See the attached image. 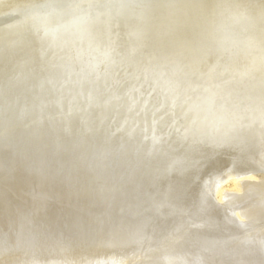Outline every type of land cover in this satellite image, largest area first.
Listing matches in <instances>:
<instances>
[{
  "label": "rangeland",
  "instance_id": "1",
  "mask_svg": "<svg viewBox=\"0 0 264 264\" xmlns=\"http://www.w3.org/2000/svg\"><path fill=\"white\" fill-rule=\"evenodd\" d=\"M197 1L39 0L0 14L1 241L264 264V9L230 8L233 27L210 50L236 47L235 62L165 24L170 8ZM45 46L52 77L16 70L26 59L38 67ZM83 56L97 66L74 68ZM229 167L255 175L225 182L219 198L209 184Z\"/></svg>",
  "mask_w": 264,
  "mask_h": 264
},
{
  "label": "bare ground",
  "instance_id": "2",
  "mask_svg": "<svg viewBox=\"0 0 264 264\" xmlns=\"http://www.w3.org/2000/svg\"><path fill=\"white\" fill-rule=\"evenodd\" d=\"M106 1V0H104ZM164 1V0H163ZM174 1V0H172ZM178 1V0H177ZM182 2H185V3H192V2H195L197 0H181ZM242 1V0H241ZM239 0H199L197 1V4H187L183 7H180L178 6L177 8H170L172 9V12L171 13H167L164 15V22L166 25L168 26H171V25H174V27H179L182 29V32L183 34H187V36L190 37V40H192V38L195 39V43L194 46L195 47H198V45H201V44H198V43H202V42H207L209 44H207L209 46V51H210V57H218L219 55H221L222 53L223 54H227V57L228 55L233 57L232 61H235L236 58H239V54H241V52L239 54H237L236 52V47L235 49H233L234 47L232 48H227L226 51H225V48L224 50H219L223 47H226V46H223V47H220L219 49H217L218 51H216L215 53H212V51L210 50V46L211 44L214 46L213 42L215 41L217 43V41L219 42V38L220 37H223L225 38L226 34L228 33L227 31V24L228 22L230 23V25L228 26H232L231 24H233V21L234 18L232 17L234 15L233 11L230 10V8H248L249 6L252 7V8H263L264 9V0H244V1H247V4L245 2H241ZM35 2H39V0H0V14L2 13H9L11 12L12 10L15 11V10H18L20 8H26L27 6H29L30 4H34ZM46 2V1H45ZM162 2V1H161ZM169 2V0H168ZM171 2V1H170ZM147 3V2H146ZM145 3V4H146ZM156 3V2H155ZM167 3V2H166ZM121 4V3H120ZM144 4V5H145ZM159 4V2H158ZM164 4V2H163ZM170 4V3H169ZM246 4V5H245ZM39 5V4H38ZM119 5V4H118ZM147 5V4H146ZM165 5V4H164ZM83 6V5H82ZM149 6V5H147ZM161 6V5H160ZM167 6V5H165ZM34 8V7H33ZM209 8H214V10H210V13L208 15V10ZM26 10V9H25ZM24 10V12H25ZM37 10V9H36ZM156 10H159L158 7ZM241 10V9H240ZM244 10V9H243ZM257 10V9H256ZM260 10V9H259ZM28 11V9L26 10V12ZM161 11V10H160ZM261 11V10H260ZM157 12V11H156ZM170 12V11H169ZM216 12V13H215ZM262 12V11H261ZM155 13V10L154 12ZM161 13V12H160ZM164 13V11H163ZM249 13V12H247ZM253 13V12H252ZM146 14H149V13H146ZM152 14V13H151ZM157 14V13H156ZM65 16V15H64ZM158 16V15H156ZM244 16V14H243ZM247 16V15H246ZM55 17V16H54ZM256 17V16H255ZM153 18V17H152ZM161 18V16H160ZM241 18V17H240ZM247 18V17H246ZM258 18H259V15H258ZM264 18V17H263ZM143 19H147L145 21L146 23V26L148 29H150L152 27V24H153V20L148 16V17H145L142 18ZM154 19V18H153ZM250 19V17H249ZM248 19V20H249ZM158 20V19H157ZM242 20V19H241ZM244 20V19H243ZM253 20V18H252ZM258 20V19H257ZM161 21V20H160ZM163 21V20H162ZM242 22V21H241ZM250 22V21H249ZM255 21H253L254 23ZM260 22V21H259ZM262 23H264V21H261ZM260 22V23H261ZM35 23V22H34ZM239 23V22H238ZM248 23V22H247ZM252 23V24H253ZM258 23V21L256 22ZM240 24V23H239ZM250 24V23H249ZM247 24V25H249ZM251 24V25H252ZM259 24V23H258ZM159 25V24H158ZM237 27H238V24H236ZM37 26V25H36ZM257 26V25H256ZM263 26V25H262ZM42 27V26H41ZM173 27V26H172ZM233 27V26H232ZM240 27V26H239ZM258 27V26H257ZM21 28V27H20ZM252 28V27H251ZM260 28V27H259ZM26 29V28H25ZM39 29V27H38ZM76 29V28H75ZM81 29V28H80ZM242 29V28H240ZM165 30V29H164ZM173 30V29H172ZM230 30V29H229ZM232 30V29H231ZM250 33L251 31H249L250 29H246V32ZM233 31V30H232ZM239 31V30H238ZM259 32V30H257ZM39 32V31H38ZM50 32V31H49ZM64 32V31H63ZM181 32V33H182ZM237 32V31H236ZM245 32V33H246ZM264 32V31H263ZM54 33V32H53ZM52 33V35H53ZM40 34V33H39ZM179 34V33H178ZM242 34V33H241ZM240 34V35H241ZM248 34V33H247ZM254 33H252L253 35ZM264 34V33H263ZM62 35V34H61ZM231 35V34H230ZM236 35H239V34H236ZM246 35V34H245ZM252 35H250L252 37ZM255 35V34H254ZM8 36V35H7ZM60 36V35H59ZM84 36V35H83ZM220 36V37H218ZM234 36V33L233 35ZM230 36V38L232 37ZM244 36V35H242ZM257 35H255L256 37ZM21 37V35H20ZM19 37V38H20ZM52 37V36H51ZM55 37H56V34H55ZM184 37V36H183ZM236 36H234L235 38ZM250 37V38H251ZM254 37V36H253ZM258 37H264V36H257ZM30 38V37H29ZM44 38V37H43ZM71 38V37H70ZM228 38V39H230ZM246 39L248 37H245ZM249 38V39H250ZM22 39H23V36H22ZM221 39V38H220ZM226 39V38H225ZM233 39V38H231ZM236 39V38H235ZM241 39V38H240ZM264 39V38H263ZM2 40V39H1ZM63 40V38H62ZM189 40V39H188ZM253 40V39H252ZM255 40V39H254ZM258 40V39H257ZM17 41V39H16ZM32 41V40H31ZM66 41V40H65ZM68 41V40H67ZM185 41V39L183 40ZM222 41V40H221ZM228 41V40H226ZM233 41V40H232ZM241 41V40H239ZM245 41V40H244ZM251 41V39L249 40ZM229 42V41H228ZM238 42V41H237ZM235 42V43H237ZM256 42V40H255ZM255 42H253L255 44ZM259 42V40H258ZM9 43V42H8ZM20 43V42H18ZM25 43V42H24ZM222 43V42H221ZM220 43V44H221ZM225 43V42H223ZM232 43V42H231ZM244 43H247V42H244ZM251 43V42H249ZM253 43H251L253 45ZM5 44V43H4ZM52 44V43H51ZM238 44H241V43H238ZM259 44V43H258ZM256 44V45H258ZM261 44V43H260ZM6 45V44H5ZM233 45V44H232ZM237 45V44H236ZM243 45V44H242ZM247 45V44H246ZM255 45V46H256ZM263 45V44H262ZM261 45V46H262ZM10 46V45H9ZM41 46V45H40ZM43 46V45H42ZM50 46V45H49ZM216 46V45H215ZM229 46H231V44L229 43ZM235 46V45H233ZM245 46V45H243ZM242 46V47H243ZM248 46V45H247ZM251 46V45H250ZM264 46V45H263ZM262 46V47H263ZM19 47V46H18ZM65 47V46H63ZM228 47V46H227ZM259 47V46H258ZM261 47V48H262ZM3 48V47H2ZM20 48V47H19ZM22 48V47H21ZM25 49V47H23ZM34 48V47H33ZM51 47L50 46V51H51ZM249 48V47H248ZM260 48V47H259ZM264 48V47H263ZM262 48V50H263ZM14 49V48H13ZM17 49V48H16ZM37 49V48H36ZM238 49V48H237ZM20 50V49H19ZM23 50V49H22ZM41 50V49H40ZM44 50L46 52H48V49L46 48L45 46V49L43 48L42 50V54L39 53V56L37 55V62L39 65L38 67H32L31 68V65L33 64H30L31 62H29L27 59L25 62L19 64L18 66L16 65V63H14L17 68L16 70L17 71H20L21 73H24L26 72V74H24L23 76L27 77L30 75V74H36L35 76L37 77H43V79H47V78H50L52 77V71H53V67L51 65V69L47 70L45 67L46 65L44 64L46 59V54L44 52ZM62 50V49H61ZM64 50V49H63ZM215 50V49H214ZM213 50V51H214ZM242 50V49H241ZM250 51L252 50V47L251 49H249ZM248 49L246 50V52L248 53L249 51ZM261 50V49H260ZM4 51V50H3ZM10 51V50H9ZM245 49L243 50V53H244ZM7 52V50H6ZM11 52V51H10ZM14 52V51H13ZM17 52V50H16ZM14 52V53H16ZM23 52L22 53L20 52L21 55H23ZM27 51H25L24 54H27L26 53ZM30 52V51H29ZM239 52V51H238ZM253 53V51H251ZM255 52L258 53L257 50H255ZM261 52V51H260ZM18 53V52H17ZM16 53V54H17ZM38 53V52H37ZM55 53V52H54ZM70 53V52H69ZM264 53V52H262ZM19 54V53H18ZM17 54V55H18ZM53 54V53H52ZM246 54V53H245ZM250 54V53H249ZM256 54V53H255ZM254 54V55H255ZM243 55V54H242ZM260 56V54H257ZM255 55V56H257ZM263 55V54H262ZM19 56V55H18ZM254 56V57H255ZM258 56V57H259ZM22 57V56H21ZM29 58L31 57L28 56ZM44 57V59H43ZM47 57H49V53H47ZM103 57V56H102ZM225 57V56H224ZM251 58L253 57L252 54L250 56ZM248 57V58H250ZM24 58V56H23ZM75 58V57H74ZM243 58V57H242ZM241 58V59H242ZM246 58V57H245ZM261 58V56H260ZM260 58H257V59H260ZM3 59V58H2ZM7 59V58H6ZM16 59V58H15ZM19 59V58H18ZM25 59V58H24ZM33 59V58H32ZM36 59V58H35ZM49 59V58H48ZM76 59V58H75ZM92 59V62L91 63V60ZM240 59V58H239ZM254 59V58H253ZM256 59V60H257ZM263 59V58H262ZM261 60H257L258 62L262 61ZM31 60V59H30ZM245 60V59H244ZM251 60V59H249ZM255 59L253 60L254 62L256 61ZM264 60V59H263ZM4 61H7V60H4ZM4 61L2 63H4ZM9 61V60H8ZM7 61V62H8ZM13 61V60H12ZM11 61V62H12ZM18 61V60H17ZM24 61V60H23ZM35 61V62H36ZM106 61V60H105ZM109 61V60H108ZM10 62V63H11ZM34 62V63H35ZM49 61H47V64H48ZM97 60H96V63H94L93 61V58L92 56L91 57H87V56H83L81 58H78L75 62V65H74V68H79V67H87L88 65H92V66H97ZM236 62V61H235ZM251 62V61H250ZM9 63V64H10ZM252 63V62H251ZM264 63V62H263ZM8 64V65H9ZM108 64V63H107ZM253 64V63H252ZM257 64V62L255 63ZM254 64V65H255ZM260 64V63H259ZM1 65V64H0ZM5 65H6V62H5ZM14 65V67H16ZM45 65V66H44ZM258 65V64H257ZM263 65V64H262ZM259 66V65H258ZM264 66V65H263ZM2 67H3V64H2ZM30 67V68H29ZM83 67V68H84ZM254 67V66H253ZM261 67V66H260ZM109 68V67H108ZM258 68V67H256ZM8 69V68H7ZM43 69H46L44 70V75H41V71H43ZM105 69V68H104ZM110 69V68H109ZM264 69V67H263ZM3 70V69H2ZM10 70V69H8ZM78 70V69H77ZM75 71V74H74V71H71L75 77L78 76V71ZM87 70V73L89 72V68L86 69ZM7 70H5L6 72ZM69 71V70H68ZM82 71V70H80ZM79 71V72H80ZM4 72V71H3ZM8 72V71H7ZM6 72V74H7ZM14 72V71H13ZM12 72V73H13ZM83 72V71H82ZM16 73V71L14 72ZM84 73V72H83ZM82 73V74H83ZM2 74V72L0 73ZM10 74V73H9ZM5 76V74H2ZM0 75V82L3 78V76ZM11 75V74H10ZM70 75V74H69ZM68 75V76H69ZM89 75V74H88ZM6 78L9 77V75L5 76ZM5 78V79H6ZM24 78V77H23ZM69 78H67L68 80ZM2 80V81H3ZM75 80H78V79H74ZM87 81L85 82V84H91L92 83V80L90 79V77H88V79H86ZM51 81V80H50ZM224 83L227 85L229 83H231L229 81V79H225L224 80ZM2 85V84H1ZM0 85V86H1ZM78 85V84H77ZM93 85V84H92ZM61 86V85H60ZM49 95V94H48ZM28 96V95H27ZM17 133V132H16ZM9 136V135H8ZM41 138V137H40ZM11 145V144H10ZM13 145V144H12ZM9 147V146H8ZM26 149V147H24ZM20 149V148H18ZM20 154V153H19ZM3 157V156H2ZM1 163V162H0ZM235 167H229L227 168V170H225L224 172H222V174L220 176H218L216 179H213V181L209 184L210 186V191L213 195H217L219 198H221L222 194L224 193V189H223V184L225 182H228L230 180L233 181L232 185L231 186H235L236 188H239L240 186V183L243 182V180L245 179H241V177H247V176H251V174H254L252 173V170H249V169H246V170H241V171H238L237 169H234ZM255 175V174H254ZM257 177V176H255ZM160 177L156 178V179H159ZM154 180V179H153ZM252 185H258V184H252ZM262 186V185H259V187ZM29 189H26L25 191L23 192H28ZM226 202L231 200L229 199V197L227 199H225ZM233 200V199H232ZM232 204H233V208H234V212L232 211L231 209V212H233V214L235 213L237 218L238 217H241L243 214L242 209L237 208L236 204L237 203H233L232 201ZM240 206V205H239ZM172 212V207L170 208V206H167V208L165 210H163L162 212ZM174 211V210H173ZM137 216V215H136ZM239 219V218H238ZM245 223V222H243ZM246 225V224H245ZM264 223L261 224V226H263ZM135 227V226H134ZM248 227V226H247ZM263 229V228H262ZM47 234H44L41 236L42 237H45ZM41 237V238H42ZM85 239V238H84ZM49 240V239H48ZM47 239L43 240L42 244H35V245H28L26 246V249L21 250L20 248V243L19 244H15L13 242H6V241H1L0 240V264H183L185 263V260L184 258H182V256H168L166 257L167 259L165 260V262H160V263H148L144 257L140 258L139 256L142 255L140 254L138 257H133L134 254H132V252L130 250H127L125 253L123 254H115V253H111L112 251H107L106 250H91V249H84L83 247H79L78 245L76 246H73L72 242H74V240L72 241H69L67 245L65 244H61V243H52V242H49ZM150 248V247H149ZM262 248H264L262 246ZM147 253H148V250H147ZM138 255V253L136 254V256ZM260 256H258L259 258ZM251 258V259H250ZM257 258V255L256 254H252V255H249V259L248 261H246L245 263H241V264H259L258 263V259L256 260Z\"/></svg>",
  "mask_w": 264,
  "mask_h": 264
},
{
  "label": "water",
  "instance_id": "3",
  "mask_svg": "<svg viewBox=\"0 0 264 264\" xmlns=\"http://www.w3.org/2000/svg\"><path fill=\"white\" fill-rule=\"evenodd\" d=\"M57 3H58V0H53V2H47V4H44V7H46V8H61ZM11 138H7V140L4 143L5 144L13 143V142H11L12 141Z\"/></svg>",
  "mask_w": 264,
  "mask_h": 264
},
{
  "label": "snow or ice",
  "instance_id": "4",
  "mask_svg": "<svg viewBox=\"0 0 264 264\" xmlns=\"http://www.w3.org/2000/svg\"><path fill=\"white\" fill-rule=\"evenodd\" d=\"M68 7H72V5H67Z\"/></svg>",
  "mask_w": 264,
  "mask_h": 264
}]
</instances>
